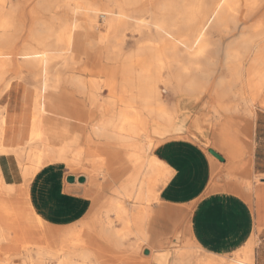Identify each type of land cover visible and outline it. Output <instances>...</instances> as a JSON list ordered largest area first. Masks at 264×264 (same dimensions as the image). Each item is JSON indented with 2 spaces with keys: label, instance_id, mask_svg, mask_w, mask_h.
Returning a JSON list of instances; mask_svg holds the SVG:
<instances>
[{
  "label": "bare ground",
  "instance_id": "1",
  "mask_svg": "<svg viewBox=\"0 0 264 264\" xmlns=\"http://www.w3.org/2000/svg\"><path fill=\"white\" fill-rule=\"evenodd\" d=\"M223 41L225 46L216 48ZM220 52L223 69L238 81L217 82L213 92L219 104L216 101L213 107L228 108L222 101L236 84L235 91L240 86L251 90L243 107H255L264 92V0H106L103 7L90 0H0V99L12 96L15 86L24 81L34 90L25 94L20 114L16 107H0V257L3 252L9 256L7 249L16 242L5 228L11 212L26 238L35 239L40 233L60 246L57 251L50 244L42 247L36 259L25 248L14 255L22 257L24 264H255L252 237L231 261L207 253L193 238L188 243L195 252L188 253L180 232L174 240L169 237L178 212L161 200V191L173 176L156 155L166 141L183 139L198 146L203 141L213 151L232 148L222 126L216 128L213 120L206 121L198 113L188 125L193 108L211 90L210 81L221 66ZM102 55L115 62V68L94 65L91 69V58ZM86 72L97 79L107 76L106 102L100 100L99 82L81 76ZM69 73L81 75L67 77ZM161 84L179 97L174 108L163 101ZM69 91L89 107H77ZM118 103L120 111L113 112ZM246 112L243 116H254L251 108ZM251 128L252 122L246 121L243 132L249 135ZM212 133L219 142L212 136L211 141ZM61 166L71 172L87 166L91 182L89 188H82L85 185L76 177V188L66 187V194H81L88 210L76 224L63 228L44 222L29 192L44 169ZM6 168L17 173L23 182L20 186L8 183ZM230 191L238 194L240 189ZM90 213L91 218L83 221ZM198 251L206 257H197ZM8 258L0 264H8Z\"/></svg>",
  "mask_w": 264,
  "mask_h": 264
},
{
  "label": "crops",
  "instance_id": "2",
  "mask_svg": "<svg viewBox=\"0 0 264 264\" xmlns=\"http://www.w3.org/2000/svg\"><path fill=\"white\" fill-rule=\"evenodd\" d=\"M244 125L245 124H240L237 122V123H229L225 127L222 126V129L225 133L224 135H226L227 138L229 140H231V142H232V144H231L232 151H231V149H226V150H224L223 154L218 153L224 158V161L223 162L220 161V163L222 166H228V167L253 168L254 173H257V172L259 173L260 170H258V169L264 167V120H262V121L258 120L257 123L255 124V126H254V133H255L254 134V140H252V141H251L250 134L247 135L243 132ZM241 127H242V129L239 130V128H241ZM169 141H166L163 145H161L156 152V155L158 156V158L161 159L162 161H164L173 173V176H172L170 182L161 191L162 204H164L166 206H170L171 208H174L177 210H181V212L187 218L186 223H187V231H188L189 235L207 253L224 257V256L233 255L234 253L240 251L241 249H243L247 245L246 242L250 241L251 240L250 238L253 236V233H254L255 227H256V214L253 212V210L251 209V207L247 203V201L245 199H243L242 197H240L239 195H237L235 193H231V192L217 191L215 188L210 186L211 185V179H212V173H213V167H215L216 165L214 162H212L210 160V158L204 152L203 148L200 147V145L198 146V144H196L192 141H190V143H188L189 141L186 140L187 141L186 142L185 140L183 141V139H178V140L177 139H171ZM176 144H177V146H176ZM189 145L191 147H189ZM177 150H180V151H177ZM193 150H195V151H193ZM234 150L237 151V154L235 153V155H234ZM168 152H169L170 156L168 155ZM191 152H193L194 154L193 153L191 154ZM166 153H167V155H166ZM198 154H199V156H198ZM173 155L175 156V158ZM189 155H190V158L186 157L187 158L186 159L185 156H189ZM192 155H193L194 159H192ZM164 158H168V160L164 159ZM172 159H174L176 162L174 160H173V162H171ZM183 159H185V162L182 161ZM195 159H197V160H195ZM178 162H180V163L183 162L184 166H182L183 164L181 165ZM197 162H198V164H197ZM175 163H177V165H179V166L175 165ZM187 163L189 164V166ZM193 164H194V166H193ZM196 165H197V167H196ZM185 166H186V168H185ZM184 168H185V171H184ZM194 169H196V170H194ZM52 170H53V172H52ZM182 171L184 172V174H182L183 173ZM5 172H6V176L10 177V179L8 180V183L16 185V186L21 185V183L19 182L21 180L17 176V173L14 172L13 169L8 170L6 168ZM174 172H175V174H174ZM201 172H202V174H201ZM204 172H205V174H204ZM53 173H55V175ZM185 173H189V174L186 175ZM196 173L198 176H196ZM260 174L264 175V171L260 172ZM49 175H50V177H49ZM56 175H57V177H56ZM201 175L203 177H201ZM184 176H187L188 178L184 177ZM67 177H66V179H67ZM44 178L48 181H46ZM196 180H197V183H196ZM262 180H263V185H264V179H262ZM51 182H53V183H51ZM62 182H63V179L61 178V170L59 168L56 170L55 169H44L36 177V179L33 181V183L30 186V189H29V192L34 199V202H35L39 212L41 213V216L46 218L47 220H49L51 223L58 224V226L65 225V224H68L71 222L74 223L75 221H79L80 218L81 219L84 218V216L86 214V210H88L87 209L88 204L83 201L85 199H82L80 195L75 194V193L72 195L68 194V193L66 194V192H65L66 187L63 185ZM191 183L194 186L191 185ZM196 184L198 187H196ZM52 185H53V188H51ZM73 185L74 184H68V186H73ZM183 185H185V187ZM187 185H189V186H187ZM174 186H176V187H174ZM181 186H183V187H181ZM186 187H188V188L186 189ZM73 188H76L75 185L73 186ZM182 188H184V190ZM195 188H196V190H194ZM172 189L174 191H172ZM177 189L178 190L180 189V190L178 191ZM181 190H182V192H181ZM188 190H189V192H188ZM201 190H202V192H200ZM263 190H264V187H263ZM176 191H177V193H176ZM204 192H205V195L203 194ZM165 194H166V198H165ZM167 194H170L173 196L172 197L169 195V198H171V200L167 197L168 196ZM182 194H183V196H182ZM72 196H73L74 200L72 199ZM177 196H179V198ZM63 197H65V198H63ZM188 197H193V198L188 199ZM172 198L173 199L175 198L174 199L175 201ZM185 198H187V199H185ZM78 200H79V202H78ZM70 201H72V202H70ZM69 202H70V205L72 204L71 206L69 205ZM77 202L80 203V205ZM75 204H76V206H75ZM64 205L66 207H67V205H69V207H67V208H68V210H71L72 212H70V211L68 212L67 208ZM55 206H56V208H55ZM58 207H59V209H58ZM58 210H60V211L58 212ZM64 210H66L65 211L66 214H68V213L69 214L66 215L65 212H63ZM55 213H56V215H55ZM59 213L60 214L63 213L64 215H62V214L60 215ZM77 214H79V215H77ZM212 214L215 216H213ZM189 215H190V217H189ZM63 216H64V218H63ZM206 217H207V219H206ZM63 219H64V221H63ZM204 219L206 222H204ZM208 222H209V225L213 227V229L210 226L208 227ZM190 232L193 235L190 234Z\"/></svg>",
  "mask_w": 264,
  "mask_h": 264
},
{
  "label": "rangeland",
  "instance_id": "3",
  "mask_svg": "<svg viewBox=\"0 0 264 264\" xmlns=\"http://www.w3.org/2000/svg\"><path fill=\"white\" fill-rule=\"evenodd\" d=\"M90 1L92 3H99L102 7L105 5V2H106V0H90ZM99 24H100V29L102 28L101 30H102V32H104L105 31V29L103 28L104 21H103L102 18L99 19ZM217 43H219V45H217L215 43L216 44V48L219 46L220 47V48L218 47L219 50H221L222 47L225 46L224 44H226L225 41H223V42H217ZM219 56L221 57V59H219V60L217 59V60H218L219 63L221 62L220 63L221 66H218V69L219 68L220 69L217 70V72H215V74H213V77H212V79L210 81L211 90H210V92L207 95H205V96L202 97V100H201L200 104L198 105L199 107H194L193 108V111H192V114L190 116V120L188 122V125L190 124L191 120L195 116H197L199 114H201L204 117V119L206 118L205 119L206 121H209V122L211 121L212 122V120H213L214 123H216V128H218L219 126L220 127L221 126L225 127L229 123H237L238 122L240 124H245L246 121H249L250 120L252 122V127H253L251 129V133H250V137H251V141H252V140H254V134H255L254 133V126H255V124L257 123L258 120H261V121L264 120V92H262L261 94H259L258 100H257V103H256L255 107H247V108H251V110L253 111V113H254V116L253 117L254 118L253 117L250 118L247 114H246L247 117L243 116V114L246 112V109H247L246 107H243L244 106V104H243L244 103V99L245 98H247V99L251 98V96H252L251 90H249V89H246L245 90V89L242 88V86H240V87H238V90L235 91L234 89H237L236 87H237L238 84H236V86L233 87V90L234 91L231 90L230 91L231 93L228 92V94H232V93L233 94L230 95V96H228V94H227V96H224L225 101H222V104L223 105L226 104L224 106H229L228 107L229 109L227 107H224V109L226 108L225 110L223 108H217L216 109L215 107H213V105L214 106L217 105L216 104V101L218 103V99L216 100V96L214 95V92H213V90H214L213 87H215V85L217 84V82L224 81L226 83L231 84L232 82H234V81L237 80L236 78H233L231 75H229V73L225 69H223L224 68V66H223L224 65V62H223L224 61V57L222 56V53L221 52H220ZM104 58H105V55H102L99 58H95V57L94 58H91V69H93V66L94 65L101 66L105 70L106 69L107 70H111L112 68H115V66H116V63L115 62L109 61L106 58L105 59ZM221 69H223V72L221 71ZM219 71H221V72H219ZM222 73H223V75H221ZM164 74H163L164 77L167 76V73L166 72H164ZM28 75H29V72H27V76ZM72 75H81V74L69 73V74H67V77H71ZM92 75L97 76L96 74H90V73H87V72L86 73H83V75H81V76H83V78H84L85 81L86 80L88 81L89 79L90 80L92 79V81L95 80L96 82H99V84L103 87V90H101V96L102 97H100V100H101L102 103L104 101L106 102V100L109 97L108 96L109 95V92H108V90H105L104 89V86L103 85H104V83H105V81L107 79V76H105L104 74H102V75H100V77H98V79H97V77H94L95 78L94 79ZM226 75L229 78L228 77H225ZM226 78H228V79H226ZM24 82L25 83H21L20 85L15 86V89L12 90V92H11V94H13L12 96H10V97L5 96L4 98L0 99V107H6V108L12 107L13 109L16 107L17 108L16 112L18 114L21 113L20 107H24V96H25V94L28 92V90H30L32 92L34 91L33 88L31 87V85L29 84V82H26V81H24ZM30 83L32 84L31 81H30ZM164 87H165V85L161 84L160 89L162 91L161 92V96L163 95L162 96V99H163V101L165 102V104L169 108H174V105L178 102L179 97L175 93H173V91H171V90L169 91V89H167L166 87L164 88ZM21 88H22V90H20ZM19 92H20V94H19ZM244 93H245V96H244ZM69 94L71 95V97H75V100L78 102L77 107H89V105H87L86 103L82 102V100H84L83 98L80 101V97L79 96L72 95V91H69ZM238 95H240V96H238ZM61 96H63V95H61ZM166 99H167V101H166ZM208 102H210L209 106L208 107H204V109H202L203 108L202 106L203 105L205 106ZM232 103H233V105H232ZM120 104L117 106L118 108L115 107V105H114L113 112H116V111L119 112L120 111V110H118L120 107H122V104L121 105ZM238 104L240 106L239 109H238V107H234V106H237ZM230 105H232V106L230 107ZM222 109L224 110V112L221 111ZM231 109L233 111H235L236 113L239 111L238 112V115L235 112L232 111V113L235 115L234 116L230 112ZM240 109H244V110H241V112L243 111V113L240 112ZM217 110H219L222 115L220 113H217L216 112ZM217 114L218 115L220 114L221 116L218 117ZM94 119L97 120V119H99V117H95ZM240 129H242V127L239 128V130ZM213 134L214 133H212L210 135L211 141L215 138ZM211 136L213 137V139H212ZM216 138H217V136H216ZM216 138L214 140L217 141V142H219V140H217ZM214 140H213V142H214ZM197 141L198 140H196V142ZM201 143H200V145H203L201 147L202 148L205 147V148H203L204 151H205V153L208 155V157L210 158V160L212 162H215V165H216L215 167H213V173H212V179H211V185L210 186L213 187V188H215L217 191H220L221 190L222 192H231L230 191V188L240 189V192L237 195H239L240 197H242L243 199H245L247 201V203L250 205V207L253 210V212L256 214V227H255V231H254L253 236H252L251 239H253L254 242H255V246H254L255 264H264V190H263L264 185H263V180H262V179H264V175H261L260 174V172L264 171V167L258 169V170H260L259 173L258 172L257 173H254L253 168H244V167H241L240 168V167L222 166L221 163H220V161L217 158H215L213 155L210 154L209 150L211 149V147H207L206 145H204L203 144L204 142L202 144ZM157 150H158V148H157ZM157 150H156V152H157ZM214 151L217 152V153H222L223 154V151H219V150L217 151V149H214ZM86 168H87V166L85 168L84 167L83 168L82 167H79V168H76L75 171H72L71 172V170L65 168L64 166H61L60 169H61V178L63 179V182H62L63 185L65 187H68V184H70L68 182H67L68 184L66 183V181H67L66 180V177L67 176L68 177L74 176L75 178L77 177L78 179L83 177V178H85V183H79V184H82V185H85L86 186V187L84 186L82 188H89L91 186V182H90V180L87 179V176H88L87 175L88 174V170L87 169L88 168L87 169ZM226 174H227V177H226ZM64 178H65L66 181L64 180ZM19 182L21 184L23 183L22 180L19 181ZM250 184L252 186H250ZM106 186H109V185L107 184ZM77 187H81V185H77ZM249 187H252L253 189L252 188H249ZM247 188H249V191H246ZM251 189H252V191H251ZM231 193H233V192H231ZM79 195L81 196V194H79ZM156 209H158V205H156ZM159 209H160V207H159ZM175 211L178 212V214H177V216H175V217L172 218L173 224H172V229H171V232H170L169 237L171 239H173L174 236H176L180 232L179 234H181L182 237H183L182 238L183 241H184L183 243H185V245L183 246L184 249L187 248L188 251L187 250L186 251L188 253H190V254L193 255V253L191 251V250H193V248L191 249L190 244L188 243V241H190L189 238H191V237H190V235H189V233L187 231V223H186L187 222V218L184 216V214L181 212V210L178 211L177 209H175ZM90 218H91V213L83 221H87ZM42 219L44 220V222L46 224H48V225H50L52 227H57L58 226V224L51 223L49 220H47L44 217H42ZM4 222H5V228L7 229L9 235L11 236V239L13 241L15 240L16 242L13 243V245H14V246H12L13 248L11 247L10 249H7V250H10L9 256L8 255H4L7 252L1 253V257H0L1 260L0 261H4V260H6V257H9L7 260L8 261L10 260L9 262H11V263L8 262V264H22V263L24 264V261H23V258L22 257H15L14 255L20 254L21 253V250H23L25 248H26L25 251H28V250H29V252L32 251L31 254L36 259L38 257L37 253L39 252V249H41L42 247H45L48 244H50L51 245V248L54 251H57L59 249V247H60L59 244H56L53 241H46L45 239H43V237L40 235V233L38 235H36L37 237L35 239H33L32 237L26 238L23 235L21 226H19V224L16 223L15 216L11 212L6 215V218H5V221ZM76 222H78V221H75L74 223L71 222V223H68V224H65V225H60V227L61 228H63V227H69V226H71L73 224H76ZM80 224H82V223H78L77 224L78 225V228H81L82 227V225H80ZM182 224H184V226H182ZM171 239L168 240V241H172ZM193 251L195 252V249ZM127 255L128 256H131L129 254H127ZM233 255L224 256V259H226L227 261H231L233 258H235V255L236 254L234 253ZM197 257L203 259V258L206 257V253L203 252V251H200V252L198 251ZM12 259H13V261H11ZM6 263H7V261L5 262V264Z\"/></svg>",
  "mask_w": 264,
  "mask_h": 264
},
{
  "label": "water",
  "instance_id": "4",
  "mask_svg": "<svg viewBox=\"0 0 264 264\" xmlns=\"http://www.w3.org/2000/svg\"><path fill=\"white\" fill-rule=\"evenodd\" d=\"M210 154L213 155L215 158H217L219 161L223 162L224 158L218 154L217 152L213 151V150H209ZM79 183H85V178H79ZM67 182L70 184H73L76 182V178L74 176H70L67 178Z\"/></svg>",
  "mask_w": 264,
  "mask_h": 264
}]
</instances>
